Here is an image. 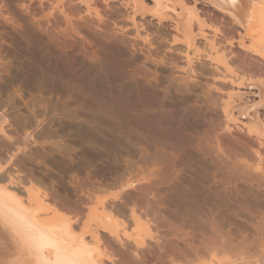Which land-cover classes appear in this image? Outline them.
I'll return each mask as SVG.
<instances>
[{"label": "bare ground", "instance_id": "bare-ground-1", "mask_svg": "<svg viewBox=\"0 0 264 264\" xmlns=\"http://www.w3.org/2000/svg\"><path fill=\"white\" fill-rule=\"evenodd\" d=\"M191 1L0 0V243L33 264H264V84L225 75L264 76V0ZM234 113L258 146L226 142Z\"/></svg>", "mask_w": 264, "mask_h": 264}, {"label": "rangeland", "instance_id": "rangeland-1", "mask_svg": "<svg viewBox=\"0 0 264 264\" xmlns=\"http://www.w3.org/2000/svg\"><path fill=\"white\" fill-rule=\"evenodd\" d=\"M186 1H188L189 3H192V1L191 0H186ZM198 6H201L199 3L197 4ZM133 19L134 18H127V24H128V31H131V34H132V36H136V35H138V38L137 39H139L140 41L142 40V38L146 35V33H145V31H146V26L145 25H136V24H134L133 23ZM136 19H138V17H137V15H136V17H135V19H134V22L135 21H137ZM212 21H213V24H215V26H217L218 25V23H220V19L219 18H214V19H212ZM219 26V25H218ZM211 31H213V29L212 28H210V33H209V35L207 36V38L206 39H208V41H210L211 39L213 40L214 38H213V36H212V34H211ZM216 36H219V35H216ZM137 37V36H136ZM170 40H169V38H164L163 39V41H162V44L164 45V46H166V45H168L170 42H169ZM141 43H142V47H143V42L141 41ZM172 44H174L175 46L176 45H179L180 44V42H178L177 40L174 42V43H172ZM165 49H167V48H165ZM196 52H199L201 55H203V54H207L208 53V51H207V49L205 48V47H200V48H198V47H194V49L193 48H190V49H188V50H186V51H183V52H181V54L184 56L182 59H180V60H182L183 62H178V60H176V61H173L172 60V62L174 63V65H175V67H176V69H179V70H181L182 71V73L185 71L186 73H188L187 71H189L192 67H194L193 66V63H195V61L197 60V59H199L198 57H196L195 55H194V53H196ZM193 69V68H192ZM196 70V69H195ZM200 71V70H199ZM185 74V73H184ZM190 74V73H189ZM207 76H210V74H207V73H205ZM227 77L226 78H228L229 80L232 78V77H234V78H238L239 80H237L236 79V82L235 83H238V82H246L247 80H251V83H255V84H257V83H262V84H264V76H262V77H259V79H256V78H254L253 79V77H255L254 75H253V77H252V75H251V73H249L248 71H245V69L244 68H242L241 66H239V65H231L230 67H229V69L226 71V74H225ZM212 77H214V76H212ZM247 78V80H245ZM242 79H244L245 81H243ZM216 82H217V80H216ZM208 82H206L205 83V85L207 84ZM208 86H211V84L210 85H208ZM248 86H251V87H248ZM244 85V86H241L240 87V92L242 91V93L244 92L245 94H243V95H248V96H255L254 94H256L255 92L257 91V89H258V87L256 86V85ZM255 86V87H254ZM247 87H248V89H247ZM251 88V89H250ZM246 90V92H245V90ZM252 90V92L251 93H249L250 92V90ZM254 91V92H253ZM241 93V94H242ZM252 93H254V94H252ZM250 94V95H249ZM259 115H260V117H261V120H263L264 121V107H261V108H259ZM263 116V117H262ZM245 119V120H244ZM243 120H244V122H246L247 120H246V117H243L242 115H240L239 116V114H237V113H234V115L232 116V117H230V119H225V118H222L221 119V127L219 126V127H217V129H218V131L219 132H222V135H223V133H224V137H225V139H226V142L228 143V142H232L233 143V141L234 142H237V141H239V142H242L243 141V143H247V144H249V145H255V146H258L259 145V143L257 144V141H255V140H258V139H261V141L262 142H264V136L261 138V137H257V135L256 134H254V133H249L248 131H247V129H246V126H244L245 125V123L243 122ZM244 123V124H243ZM221 128V129H220ZM254 134V135H253ZM227 135V136H226ZM227 137H229V138H227ZM232 138H234V139H232ZM258 138V139H257ZM232 140V141H228V140ZM245 140V141H244ZM255 142H256V144H255ZM251 145V146H252ZM264 147V146H263ZM5 230V231H7L8 232V230H6V228H2L1 227V230ZM2 230V231H3ZM4 232V231H3ZM2 232V233H3ZM7 232H5L6 234H7ZM11 232V231H10ZM10 232H8L9 234H8V236L9 237H6V239L7 238H10V236H11V234H10ZM4 233V234H5ZM12 233V232H11ZM5 234V236H7ZM12 234H14V238H13V236H12V238H10V239H8V240H10V241H8V242H4L3 240H2V242H3V244L2 243H0L1 245H3L2 247H1V245H0V250L2 249V248H5L7 251H5L4 249H3V251H0L1 253H0V260H2V257H3V262H2V264H5V262L7 263V261L6 260H8V264L9 263H13V261L14 260H16L17 262L15 263V264H28V263H31V264H33L32 262H33V260H32V257H31V253H30V251L28 250V249H24L23 248V245H21V247L23 248H19V249H17V235H16V237H15V233H12ZM1 235V234H0ZM3 236V235H2ZM2 238H4L5 239V237H2ZM2 238H0V239H2ZM16 238V239H15ZM12 239H15L14 240V242H15V244H14V247L15 248H13V244L12 243H14L13 242V240ZM12 241V243H9V242H11ZM1 242V241H0ZM8 243V244H7ZM19 243V242H18ZM4 244H6L5 246H4ZM10 244H12V245H10ZM20 244V243H19ZM7 245H9L7 248H6V246ZM20 247V246H19ZM26 248V247H25ZM13 252H11L10 250ZM14 249H16V251L19 253V254H17V252L15 253V250ZM23 250V251H22ZM25 250H28L29 251V253H28V251H25ZM23 252V254L22 255H24V254H29L28 255V258H26L25 257V255H24V257H22L21 256V253ZM27 252V253H26ZM4 254V255H3ZM7 256H6V255ZM15 255V258L14 257H11V256H14ZM19 256V258H17L18 256ZM13 258V261H11V262H9L10 260L9 259H7V258ZM4 258H5V260H4ZM20 258H21V260L23 259V262H19V261H21L20 260ZM0 264H1V261H0ZM14 264V263H13Z\"/></svg>", "mask_w": 264, "mask_h": 264}]
</instances>
